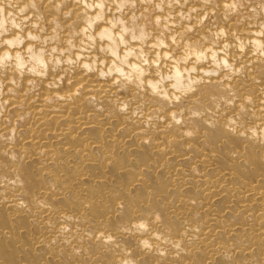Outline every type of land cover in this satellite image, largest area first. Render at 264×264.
<instances>
[{"label":"bare ground","instance_id":"obj_1","mask_svg":"<svg viewBox=\"0 0 264 264\" xmlns=\"http://www.w3.org/2000/svg\"><path fill=\"white\" fill-rule=\"evenodd\" d=\"M0 264H264V0H0Z\"/></svg>","mask_w":264,"mask_h":264}]
</instances>
